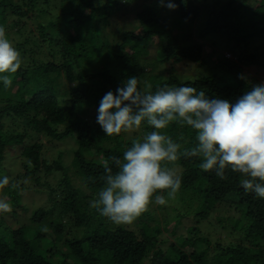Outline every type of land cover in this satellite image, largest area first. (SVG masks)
<instances>
[{
  "label": "trees",
  "instance_id": "1",
  "mask_svg": "<svg viewBox=\"0 0 264 264\" xmlns=\"http://www.w3.org/2000/svg\"><path fill=\"white\" fill-rule=\"evenodd\" d=\"M33 1L38 0L27 1L24 4L27 9L24 10L21 0H0V25L5 26L6 32L16 27V32L23 35L26 30L18 21L8 23V16L23 18L29 11L34 12L31 18L36 19V12L39 15L48 13L37 9ZM101 1L60 0L57 7L62 16L48 19L46 24L37 23L39 40L34 36V31H29L32 40L27 39L22 45H16V50L21 53L22 61L26 59V64L14 74H0L10 75L12 79L8 89L0 81V173L3 170L5 151L8 146L22 144L27 133L25 131L35 136L45 133L58 140L71 137L76 142L71 163L74 173L81 177L85 189L91 193L89 197L95 196L103 186V161L111 156L122 157L133 140L141 139L154 130L142 122L141 126L147 127L141 130L139 136L127 142L126 147L120 135L107 136L101 126L92 125L84 115L90 107L100 105L104 96L100 88L110 85L111 89L116 90L123 86L122 82L127 78H140L135 60L154 36L165 42L163 53L172 63L203 62V44L182 46L157 5L147 6L139 14L143 32L126 33L123 43L116 48L107 40L100 43L97 36L102 34V29L99 28L100 22L94 19V14L100 9H111L118 0H106L103 6H99L97 3ZM166 1L177 5L173 11L179 14L180 22L186 24H194L202 14H206V27L202 36H222L232 44V49L236 51L238 48L241 53L235 52L236 60H232L235 58L233 53L232 58L227 57L226 53L220 54L218 67L222 73L212 78L181 82L172 76L163 84L153 76L150 78V87H141V84L138 87L145 90L150 88L149 91L154 92L164 85H187L203 91L210 99H227L230 102H235L250 90L255 83L242 79L240 73L253 67L255 59L264 56V53L257 52L248 55L249 41L264 34V0H242L241 3L246 5L238 8L235 5L237 0ZM44 2L48 6L51 4L50 0ZM102 19L103 23L108 22L105 14ZM70 27L75 31L65 36V29ZM44 43L50 45L46 53L48 59L41 57L46 51L41 50ZM126 45L130 48L129 53L119 54L118 51ZM92 59L96 62L93 67L101 65V68L97 73L89 75L81 61ZM256 65L264 69V61ZM61 78L75 84L68 90H62ZM61 95L69 98L60 100ZM7 117L12 118L16 129L13 131L16 132L12 133L5 128L3 119ZM59 125H65L64 129L58 131ZM164 131L181 143L182 148H191L197 143L196 132L190 126L172 123ZM111 139L115 141L114 144L108 142ZM42 149L39 142L27 144L20 152L21 166L38 187L52 191L54 188L51 185L41 182L42 173L48 175L58 170L65 171L63 183L66 189L62 192L65 195L60 194L57 199L58 195L53 206L62 208L60 215L67 220L62 224L50 217L51 209L39 208L31 219L30 227L12 229L7 236L0 233V264H145L150 253L153 258L149 264H264V198L243 189L240 184L241 174L228 170V178L221 180L214 171L201 170V158L181 157L176 162L182 177L178 195L186 207L194 205L195 224L188 228V235H176L179 242L170 243L163 250L158 235L168 232L171 226L172 233L176 234L182 225V218L186 216L180 215L170 223L166 219L164 225L156 219V225L143 221L138 230L122 225L110 227L106 217L102 218L95 209H88L84 195L72 186L66 172L68 169L60 160L51 162L43 157ZM24 188L19 186L14 194ZM166 193L167 190L162 192L163 195ZM230 195L240 198L242 216L239 219L219 218L220 225H225L223 230L230 225V233L241 238L236 246L224 247L217 243L218 250L210 257L208 252L211 241L209 234L201 236L202 225L205 222L208 226L213 225L209 219L213 208ZM187 210L185 215H190L191 210ZM140 217L136 219L140 220ZM148 217L151 219V216ZM30 228L35 230L34 238L29 236ZM80 228L82 232L78 237L75 229ZM62 246L64 249H60ZM60 251L63 252V260L56 263L54 260L60 257Z\"/></svg>",
  "mask_w": 264,
  "mask_h": 264
},
{
  "label": "clouds",
  "instance_id": "2",
  "mask_svg": "<svg viewBox=\"0 0 264 264\" xmlns=\"http://www.w3.org/2000/svg\"><path fill=\"white\" fill-rule=\"evenodd\" d=\"M160 2L172 10L177 7ZM21 63L20 52L0 25V74L16 73ZM0 81L5 89L12 84L10 75H0ZM122 84L115 93L109 91L102 97L96 122L107 136L139 129L142 122L154 130L133 140L122 157L103 161V186L91 202L101 216L115 225L131 224L151 203L164 205L175 199L182 183L176 167L181 157L201 158V170L214 171L221 180L228 178V170L239 173L243 189L264 198V83L253 85L235 102L210 99L187 85L146 91L138 87L136 76ZM172 123L190 126L196 132L195 146L182 148L166 134L164 130ZM9 183L3 177L0 189ZM164 190L167 199L161 194ZM11 211L10 202L0 199V213Z\"/></svg>",
  "mask_w": 264,
  "mask_h": 264
},
{
  "label": "rangeland",
  "instance_id": "3",
  "mask_svg": "<svg viewBox=\"0 0 264 264\" xmlns=\"http://www.w3.org/2000/svg\"><path fill=\"white\" fill-rule=\"evenodd\" d=\"M27 1L30 0H21L22 8L25 10L27 7L24 5ZM50 6L46 5L44 0L33 1V5L36 6L37 9L46 10L48 13L36 12V19L31 18L34 12H29L23 18L19 16H8L7 22L11 23L13 20L18 21L19 24L25 26L23 35L18 34L16 31V27L11 30H7V35L9 40L12 42L13 46L16 47L17 44H21L25 42V40L29 39L31 36L29 35V31H34V36H38V27L37 23L46 24L48 19H57L62 16L61 10L57 7L60 3V0H50ZM252 2H257L258 0H251ZM106 0L98 2L99 6H103ZM166 5L168 2L163 0ZM242 0H237L236 7H243L241 3ZM154 6L161 10L162 16L166 18L168 23L172 26L173 34L175 35L177 41L182 46H191L195 43L203 44V62L198 63H172L167 60L165 54L163 53V48L165 42L161 41L158 37L154 36L150 42L144 48V52L139 55V57L135 60L136 71L140 74V84L141 87L147 85L150 87V78L155 76L159 79L160 83H167L172 76H176L177 79L181 82H188L199 80L203 78H212L213 75H220L222 71L218 67V61L221 60L219 58L220 54L226 53L235 55V58L232 60H236L235 52L237 54L241 53L240 49H232V44L224 39L222 36H212L206 35L202 36L203 31L206 27V14H202L199 20L194 24H186L182 21L180 22V17L177 12L172 9L167 8L166 6H161L160 0H118L116 4L113 5L111 9H100L94 14V19L99 23V28L102 29V34L97 36V39L100 43L104 40H107L114 48L119 47L124 41V35L126 33H141L144 31V27L140 24V20L138 18L139 14L143 12L147 6ZM243 8L240 9L242 11ZM38 14V15H37ZM104 14L107 16L108 22L103 23L102 18ZM20 27V26H19ZM75 29L73 27L65 29V36L73 33ZM57 33V32H54ZM59 38L56 37V39ZM68 40V39H67ZM166 41V40H165ZM130 45V43H129ZM50 45L44 43L41 50H46L44 54H41L42 58L48 59V55H46L48 48ZM249 52L248 55H253L254 53H264V34L257 35L249 41ZM129 46H124L119 52L121 53H129ZM21 54V53H20ZM40 54H38V57ZM238 56V55H237ZM50 58V57H49ZM232 58V54H231ZM22 61V56H21ZM264 61V56L254 60L253 67L247 68L246 71L240 73V77L243 76L244 80L252 81L255 84L264 83V69L258 68L256 63H261ZM82 65L87 67L86 73L92 74L97 73L98 69L101 68V65H97L93 67L96 62L95 59L91 61L82 60ZM26 64V59L22 61L21 66ZM99 64V63H98ZM66 78H61V89L68 90L72 84L66 81ZM171 87V86H169ZM175 87V86H174ZM102 94L105 95L107 92L112 91L115 93L114 89H111L110 85H105L100 88ZM150 88L146 91H149ZM60 100L68 99L69 96H59ZM63 104H69V102H63ZM98 106L90 107L88 112L85 113L86 119L94 126H100L96 122L97 118V109ZM114 111V110H113ZM5 123V128L9 131L16 132L13 126V120L11 117H7L3 119ZM65 125L57 126V130L61 131L64 129ZM147 126H141L139 129H134L130 132H121L120 137L123 139L124 145L127 147L128 143L133 140V138L139 136L142 129ZM25 131V130H24ZM27 132V133H26ZM26 137L24 142L19 146H12L7 148L5 151V158L2 162L3 170L0 173V179L3 177L9 178V185L0 189V199H6L10 202L12 206V211L9 213H0V233L9 235L8 233L12 229H17L20 227H30L32 222L31 219L34 213L39 209L43 208L45 210L51 209L50 217L52 219H57L60 223H65L67 220L61 214L62 208L54 207V199L58 196L57 199L61 195H65V185L63 183L64 178V170L54 171L52 174L46 175L42 173V181L47 182V184L51 185L54 190L43 189L36 185L35 180L31 178V176L27 175L24 168L21 166L22 161L20 160V152L27 145L34 142H39L42 144V156L47 158L49 161L60 160L64 165L68 176L71 179V184L74 188L79 189L81 194L84 195V198L87 200L88 209L94 210L91 207V202L96 198L97 194L93 197L90 196V192H88L84 187V182L81 181V177L76 175L75 170L72 168L73 154L76 150V142L73 138L68 137L63 140L53 139L47 136L45 133H40L35 136L32 132L25 131ZM94 136V134H93ZM109 143L114 144V140H108ZM62 155V156H60ZM176 167L179 172V166L176 164ZM27 181V183H25ZM13 183L18 184L19 186H24V189H19L16 194H14V190L16 188H12L11 185ZM17 187V188H18ZM180 190L176 194L175 199H169L168 202L164 205H158L156 203H151L148 207V210L141 214L140 220L135 219L131 224H123L124 227H130L132 229L138 230L141 225V222H148L149 224L156 225V221H160L161 225H164L165 220L170 223L173 220L177 219L180 215L186 216L182 218V225L176 231V234L172 233V226L170 227L168 232H165L163 235H158L159 245L164 249H167L170 243H178L179 240L176 239L177 236H186L188 235V228L195 224V219L193 218V208L186 207V204L182 202V198L178 195ZM61 194V195H60ZM162 194V193H161ZM167 199V193L164 194ZM15 198H18L16 201ZM153 197V201H154ZM188 200V199H186ZM240 198L235 195L227 196L223 202L217 204L213 210L212 214H210V221L213 223L212 226H208V223L205 222L203 227V232L201 236H205L209 234V239L211 241V245L209 248V256L211 257L213 254H216L218 247L217 243L226 247L229 245L236 246L240 241V236L230 233L231 227L227 225L228 228L223 230L225 225L221 223L219 218H235L239 219L242 216L241 207L239 204ZM191 210L190 215H185V212ZM151 216V219L148 217ZM103 218V216H102ZM47 218L46 220H48ZM44 220V221H46ZM108 224L110 227H115L110 220H108ZM29 236L34 238L36 236L35 230L30 228ZM76 234L81 236L82 229H75ZM159 247V246H158ZM60 249H64L63 246ZM60 257H57L54 262L59 263L63 260V252H59ZM153 258V254L150 253L148 259L145 261V264H149L150 260Z\"/></svg>",
  "mask_w": 264,
  "mask_h": 264
},
{
  "label": "built area",
  "instance_id": "4",
  "mask_svg": "<svg viewBox=\"0 0 264 264\" xmlns=\"http://www.w3.org/2000/svg\"><path fill=\"white\" fill-rule=\"evenodd\" d=\"M226 56L231 57V54H227Z\"/></svg>",
  "mask_w": 264,
  "mask_h": 264
}]
</instances>
